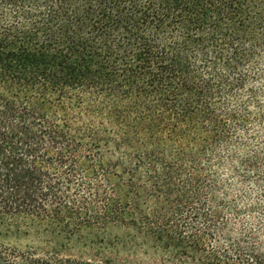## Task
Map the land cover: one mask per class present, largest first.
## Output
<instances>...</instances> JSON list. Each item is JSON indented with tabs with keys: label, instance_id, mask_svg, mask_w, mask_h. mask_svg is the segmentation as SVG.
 Listing matches in <instances>:
<instances>
[{
	"label": "trees",
	"instance_id": "obj_1",
	"mask_svg": "<svg viewBox=\"0 0 264 264\" xmlns=\"http://www.w3.org/2000/svg\"><path fill=\"white\" fill-rule=\"evenodd\" d=\"M262 81L264 0H0V227L55 240L0 264H96L58 237L110 222L264 264ZM80 164L115 183L98 212Z\"/></svg>",
	"mask_w": 264,
	"mask_h": 264
},
{
	"label": "rangeland",
	"instance_id": "obj_2",
	"mask_svg": "<svg viewBox=\"0 0 264 264\" xmlns=\"http://www.w3.org/2000/svg\"><path fill=\"white\" fill-rule=\"evenodd\" d=\"M264 87V81L259 86ZM80 125L81 121L78 119ZM118 154L114 155L117 156ZM83 167V169H81ZM115 183H108L104 172L97 164L91 169L80 164L72 185L67 188V199L88 203L93 213L102 209L104 201L113 197ZM117 187V186H116ZM114 193V194H113ZM94 225V224H93ZM80 236L71 241L58 237L63 244L62 253L96 264H224L216 258L212 249L217 245L209 240L204 251H190L184 255L174 250L164 248L154 239L146 236L143 231L132 228L130 223H109L107 226L96 224L93 228L84 227ZM54 236L45 237L32 233L31 235L8 233L0 227V245L26 249L52 248Z\"/></svg>",
	"mask_w": 264,
	"mask_h": 264
}]
</instances>
